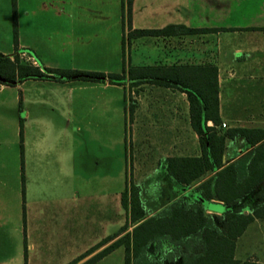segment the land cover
<instances>
[{
    "label": "crops",
    "instance_id": "obj_1",
    "mask_svg": "<svg viewBox=\"0 0 264 264\" xmlns=\"http://www.w3.org/2000/svg\"><path fill=\"white\" fill-rule=\"evenodd\" d=\"M102 4L105 6V1ZM126 5V0H122L123 57L120 63L126 65V69L129 65L214 67L220 117L215 129L224 132L232 127H264V0H131L130 28ZM82 10L86 11V7L82 6ZM58 13V0L40 1V11L34 10L29 3L17 17V44L14 45L8 0H0V52L13 59L16 50L20 49L36 59L40 70L55 68L53 39L58 35ZM68 16L71 21L74 19L73 9L68 10ZM168 25H174V28L167 33L132 38L130 48L143 47L139 54H144L145 61H138L136 57L130 64L125 63V45L128 46L125 38L131 29H161ZM68 36H74L73 28ZM75 67L72 65L70 69L111 72L94 66ZM116 85L129 87L128 80ZM143 86H146L148 107L145 110L139 105L128 108L125 104L124 114L125 117L131 116L134 128L136 152L131 158L130 179L138 187L145 219L182 195L189 194L197 199L196 186L215 171L208 172L190 186L178 183L167 174L165 163L168 157L201 155L199 136L190 124L185 92L153 83L133 87ZM46 88L68 94L50 100L41 94ZM96 88L105 90L106 79L23 78L12 84L0 82V264H82L123 236L120 190L118 230L104 234L98 248L87 254L78 253L76 258L73 159L70 162L66 159L65 164L59 161L62 175L57 170L55 175L47 173L41 143L43 132L38 142L36 128H32L35 131L28 136L26 126L30 117L28 105L34 108L47 100L62 101L66 107L61 108H66L72 118L75 116V99L69 93L75 89ZM141 97L144 98L138 94V99ZM94 98L93 105L89 98L86 105L83 100L82 118L90 117L96 107L105 117L106 95L103 99L101 95ZM120 106L122 108V104ZM222 123L225 127L221 130ZM207 125H213L212 121L208 120ZM250 148L242 136L226 138L223 166ZM140 149L153 150L154 159L150 156L144 159L138 153L142 151ZM114 165L116 167L117 163ZM144 177L154 184L152 189L155 191L150 195L148 206L140 195L139 183ZM110 195L114 196L116 206L117 190H110ZM200 202L210 215L222 216L227 209L220 200L201 199ZM117 252H120V264H124L123 244H116L92 264L104 262ZM234 258L264 263V218H254L235 239Z\"/></svg>",
    "mask_w": 264,
    "mask_h": 264
},
{
    "label": "trees",
    "instance_id": "obj_2",
    "mask_svg": "<svg viewBox=\"0 0 264 264\" xmlns=\"http://www.w3.org/2000/svg\"><path fill=\"white\" fill-rule=\"evenodd\" d=\"M127 23L130 28L131 0L126 1ZM12 33L17 44L15 0H12ZM174 25L161 29H131L126 39L161 35ZM196 32L197 29H188ZM23 78L82 79L121 84L129 87L143 83L172 86L187 94L190 124L199 136L201 155L172 156L166 159L167 174L178 183L190 186L208 172L215 173L200 182L195 191L199 197L182 195L156 214L144 219L138 187L130 185L121 194L128 220L134 224L116 243H112L82 264H92L116 244L124 246V264H264L234 258L235 239L254 218H264V127H232L224 132L215 129L218 114L217 72L214 67L201 66H129L122 73L45 67L14 60L0 52V82L12 84ZM213 125H207V121ZM242 136L251 147L235 161L223 166L222 155L226 138ZM223 166V167H222ZM223 202L222 216L205 212L200 200ZM248 210V213H244ZM127 226H123V231ZM151 245L165 247L163 257L153 258Z\"/></svg>",
    "mask_w": 264,
    "mask_h": 264
},
{
    "label": "rangeland",
    "instance_id": "obj_3",
    "mask_svg": "<svg viewBox=\"0 0 264 264\" xmlns=\"http://www.w3.org/2000/svg\"><path fill=\"white\" fill-rule=\"evenodd\" d=\"M40 1L42 0H15L16 22L19 14H22L29 3L34 10L40 11ZM103 1H105V6L102 4ZM121 4L122 0H58V35L55 37L56 34H54L53 39V48H56L53 54L56 67L94 66L103 71L119 73H122L123 68L127 70L130 65L126 69V65L120 63L123 57ZM8 5L10 15L13 17L12 0H8ZM82 6L86 7V11L82 10ZM72 9L74 19L71 21L68 10ZM72 28L73 37L68 36ZM131 39L125 38L128 43V46L125 45V63L130 64L136 57L138 61H145L144 54H139V49L143 47L139 45L138 48L136 46L131 49ZM106 84L105 90L102 88L85 91L75 89L69 93L75 99V116L72 118L68 116L66 108H61V106L66 107L65 102L62 101L47 100L37 107L33 108L32 105L26 107L30 116L26 122L28 136L35 131L32 128H36L39 142L40 133L43 132L41 143L43 144V158L46 161L44 170L53 175L57 170V173L62 175L58 168L59 161L65 164L67 160L70 162V159H73L74 162L76 258L78 253L79 255L87 254L98 248L99 242L104 240V234L118 230L119 192L134 184L130 179V167L132 154L136 152L134 128L131 125V116L125 117V104L128 108L139 105L144 110L149 104L145 98L146 86L122 88L107 79ZM41 94L49 97L50 100H58L59 96L68 93L46 88ZM138 94L144 98L141 97L139 100ZM99 95L102 99L103 95L107 98L105 117L98 113L96 107V110L90 112V117L82 118L80 111L85 110L82 107L83 100L86 105L89 98L93 105L94 97ZM140 150L142 151L138 153L144 159L149 156L154 159L153 150ZM114 163H117L116 167ZM157 183L161 184L160 181ZM139 184L141 198L143 197L144 204L148 206L151 200L150 195L155 193L152 189L154 184L149 183L145 177ZM110 190H117L116 206ZM121 221L123 226H127L123 235L131 232L133 226L123 206H121ZM150 252L153 258L163 257L165 247L157 250L154 245H151ZM99 264H120V252Z\"/></svg>",
    "mask_w": 264,
    "mask_h": 264
},
{
    "label": "built area",
    "instance_id": "obj_4",
    "mask_svg": "<svg viewBox=\"0 0 264 264\" xmlns=\"http://www.w3.org/2000/svg\"><path fill=\"white\" fill-rule=\"evenodd\" d=\"M15 55L18 57L19 61L21 62L28 63L33 66H38L36 59L31 54L27 53L26 51L18 49L16 50ZM221 126L225 127V123H222Z\"/></svg>",
    "mask_w": 264,
    "mask_h": 264
}]
</instances>
